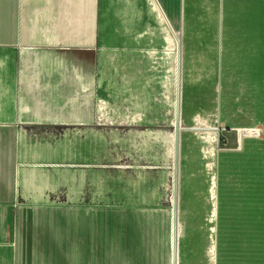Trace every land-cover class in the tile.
<instances>
[{
    "label": "crops",
    "instance_id": "0c3cea01",
    "mask_svg": "<svg viewBox=\"0 0 264 264\" xmlns=\"http://www.w3.org/2000/svg\"><path fill=\"white\" fill-rule=\"evenodd\" d=\"M261 14L259 0H0V264H221L229 204L248 208L244 235L252 245L242 254L253 257L249 223L259 194L230 180L237 167L216 184L212 259L207 229L198 225L207 202L183 183L180 168L191 141L179 133L175 186L176 144L166 123L173 111L182 126L216 122L209 102L181 99V66L189 73L193 64L219 63L227 76V65L245 62V32L257 41L264 28L247 27L244 17ZM174 30H181L177 46ZM165 38L168 78L160 60L151 69L143 55L135 70L121 71L109 53H97H161ZM247 61L259 63V55ZM99 105L100 121L114 124L97 123ZM134 113L140 124H118ZM245 118L218 116L232 148L251 137L235 129L264 130V122ZM224 155L237 159L222 150L218 171ZM175 214L182 225L176 243Z\"/></svg>",
    "mask_w": 264,
    "mask_h": 264
},
{
    "label": "rangeland",
    "instance_id": "374dc122",
    "mask_svg": "<svg viewBox=\"0 0 264 264\" xmlns=\"http://www.w3.org/2000/svg\"><path fill=\"white\" fill-rule=\"evenodd\" d=\"M259 7L262 10L264 7V0H259ZM256 24H259L260 27H264V15L261 14L259 17H244V25H247V27L254 26ZM249 34L250 32L246 31L244 34L245 37H243L242 40L243 47H241V50L243 51V55L246 56L245 62L240 65H227L229 66V69H227L229 73L226 71V74H228V77L232 75V78H228L225 75V69H223V67L221 68L219 63H196L191 66L189 73L183 69L184 66H181V99H183L185 102L192 101L193 99L200 105H204V102L206 101L212 105L213 109H215L211 114L207 115L208 117L216 120V122L209 121V118L206 115L208 118L205 119L206 123L199 122L203 128L208 124L211 127H213L212 125L214 124V126L221 125L226 127V124L224 125L223 123L222 125V123L217 122L218 116L223 119V116L226 115L235 120L241 117V121H246V116H253V122L257 120L260 124L264 122V94H262L264 93V28H260V31H258V42L255 41L254 38V40L250 39L248 36ZM256 34L257 33L254 32L253 35ZM252 46L255 49L256 47L258 48L255 50L256 52L254 51L255 53H253ZM185 50L189 52V48H186ZM257 51L259 52L257 53ZM252 54L255 56L259 55V63H248V56ZM254 59L256 58L254 57ZM232 67H234V70L230 69ZM221 97L223 98V101L221 100ZM224 97L226 99L227 106H222ZM203 115L204 114H201L202 117ZM201 120H203V118ZM185 126L189 127L191 125ZM243 128H255L259 130V133L257 134V130H241L242 137L244 135L253 136L247 139L243 138L241 143H237L236 147L232 148L231 145L227 144L225 141L224 133L228 129L221 131L219 136H217V138L219 137V142L215 141L216 151L213 149L205 156L201 153L202 148L204 147L207 150L209 145H207L205 140L198 137L200 136L198 134H202L205 130L186 129V131H191L185 134L186 140H190L191 142H188L187 144L188 153L187 160L184 163L185 165L182 164V167L179 165V167L185 172L183 176V183L188 182L189 185L194 186L197 200L207 202L204 213L206 221L205 223L198 225L203 226L204 224L205 228L207 229L206 241L209 247L213 245L211 239H209L210 228L215 223V220H213L215 216L211 215L212 200L209 199L207 201V199L210 198L209 190L213 175L217 176V183H220V180L222 182L224 178L229 176V172L237 167V173H234L233 177H229L230 180L233 178V182H237L242 185H252L253 188L251 189V193L259 194L258 206L255 207V205H253L254 207L251 208V215L254 219L253 225H251V222L249 223V227L254 226V256H243L242 254L243 252L245 254L247 251L249 254V250L252 245L251 235H244L246 232V227L248 226V208L242 204L235 207H232L229 204L225 208V213L221 217L222 228L224 232L221 247V264H240V262H227L228 258H231L232 260L234 258L244 260L243 264H264V130L259 129V127L246 126L235 129L236 133H238V129ZM206 131L212 132L214 134V140L217 139V132H213L215 131L214 129ZM203 135H205V133ZM181 137H183V135ZM196 137L199 139L197 145L192 141L195 140ZM210 138L211 135H209L207 139L209 144H211ZM181 146L183 147L184 144L181 143ZM178 148L180 149V147ZM179 149H177V155L180 154ZM222 150L231 151L237 159H229L225 156L229 155L227 154L228 152L224 151L223 154L225 155L223 156L221 163L222 170L218 171L219 157ZM185 178L187 180H185ZM216 236L217 232L216 234L214 232V237L216 238ZM237 251L239 254L238 256L235 255ZM211 256L213 259L212 254Z\"/></svg>",
    "mask_w": 264,
    "mask_h": 264
},
{
    "label": "water",
    "instance_id": "95a60500",
    "mask_svg": "<svg viewBox=\"0 0 264 264\" xmlns=\"http://www.w3.org/2000/svg\"><path fill=\"white\" fill-rule=\"evenodd\" d=\"M166 32V30H165ZM175 41H176V46L178 44V41L176 40V38L174 37ZM165 43L166 46L164 47L165 49L163 50V52H142L139 50H134V51H129V50H120V49H102L100 48L97 53H100L101 56L104 55L105 53H109V58L111 57V60H115L116 61V65L119 66V69L122 71L123 69H128V68H132V70H135L136 67H138L140 65V60L141 62L147 58V66L150 67L151 69L156 68L157 66V61L160 60L161 64L159 66H161L162 69V73L164 74L165 77L168 78V73H169V69H168V65H170V63L168 62V52H167V47H168V41L167 38H165ZM171 46H173L172 48H175L174 43L169 44ZM177 48V47H176ZM144 56H147L145 58H143ZM115 56V58H114ZM103 57V56H102ZM101 57V59H102ZM143 58V59H142ZM144 65V64H142ZM171 73V71H170ZM178 94H179V89H178ZM178 104V102H177ZM99 112H100V105L98 106V112H97V117H96V121L99 124H103V125H108V124H114V122H105V121H100L99 118ZM142 115L138 114V113H134L131 115V117H127L125 118L126 120H123L121 122H119L118 124L121 126H131V125H137L140 124V121L142 119ZM166 124L170 125V131L173 132L174 135V144H176V152H175V164H174V169H175V186H177V180H178V160H177V149H178V140H179V133L180 132H191V131H186L185 127L186 126H182L177 119V115L175 114V112L173 111V114L169 117L168 122ZM215 125V124H214ZM212 125V126H214ZM174 146V145H173ZM174 149V148H173ZM174 151V150H173Z\"/></svg>",
    "mask_w": 264,
    "mask_h": 264
},
{
    "label": "built area",
    "instance_id": "2783aa9c",
    "mask_svg": "<svg viewBox=\"0 0 264 264\" xmlns=\"http://www.w3.org/2000/svg\"><path fill=\"white\" fill-rule=\"evenodd\" d=\"M177 32H180V31L174 30V35L176 37V40L178 41L177 35H176ZM196 121H198L200 123H204V122L206 123L205 119L201 120V119L198 118ZM186 129H189V130H191V129H193V130H202V131L205 130L202 134H198V135L201 136V137L200 136H198V137L201 138V139H203V140H205V142L207 143V145H209V147H208L207 150L204 147L202 148V152L201 153L204 156L207 155V154H209L213 149H214V151H216L215 141L219 142V137L217 138V136H219V133L221 131L227 130L226 127H223L221 125H217V126L211 127V126H209V124L206 125V127H204V128L202 127L201 129H199V128H197V126H193V125H191L189 127H185V130ZM213 129L215 130L213 132H215V133L217 132V135H216V138L217 139L216 140H214V134L212 132L206 131V130H213ZM248 129H250V130H257V134L259 133V130L258 129H255V128H243V129H238V134H239L240 130L243 131V130H248ZM204 133H205V135H203ZM209 135H211V138H210L211 139V144H209L207 142V139H208ZM244 136H247V135H244ZM249 136H253V135H249ZM214 165H215V162H214ZM217 180H218L217 179V176L216 175H213V177L211 178V186H210V190H209L210 199L212 200V203H211V205H212L211 215L212 216H215L214 213L217 210V185H216L217 184ZM173 197H174L173 200L175 202V208H176V199H177L176 198V190H175V193H174V196ZM181 231H182V225L178 221V219L176 217V214H175V219H174V224H173V236H174L175 243L178 240V238L181 236ZM209 251H210V253L212 255L215 254V244L211 245V247L209 248Z\"/></svg>",
    "mask_w": 264,
    "mask_h": 264
}]
</instances>
